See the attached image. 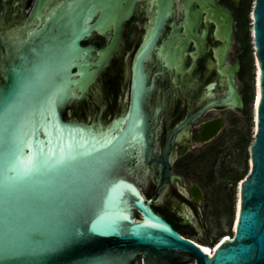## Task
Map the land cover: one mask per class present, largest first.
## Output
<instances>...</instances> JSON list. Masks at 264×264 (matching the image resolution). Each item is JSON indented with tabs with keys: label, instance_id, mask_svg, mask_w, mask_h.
Here are the masks:
<instances>
[{
	"label": "water",
	"instance_id": "water-1",
	"mask_svg": "<svg viewBox=\"0 0 264 264\" xmlns=\"http://www.w3.org/2000/svg\"><path fill=\"white\" fill-rule=\"evenodd\" d=\"M220 1L233 13L234 28L231 13L217 0L183 3L186 15L192 16L194 29L207 12L205 20L217 26L215 34L222 37L226 51L232 38L231 61L240 19L235 9ZM232 1L238 4V0ZM159 4L157 28L147 35L143 54L137 60L129 110L106 130H95L84 123L91 120L90 113L80 109L71 108L67 119H63L74 90L87 89L90 77L98 72L92 70L94 65L88 58L93 48L79 45L89 36L87 29L75 35L70 49L50 50L52 57L43 64L34 61L33 53L32 64L25 61L26 56L19 55L24 60L0 69V246L7 238L20 249L18 255L0 260V264H134L139 256L143 264L193 260L194 264H264V0H254L251 12L258 99L254 97L252 107L249 173L239 188L233 235L212 253L181 236L154 213L144 204L135 183L127 180L132 173L130 162L140 158L142 163V154L149 161L153 148L146 110L152 85L146 87L143 62L150 58L160 37L172 1L160 0ZM85 15L81 16L82 22ZM120 40V33L115 32L110 45L99 53L109 59L118 50ZM103 61L97 63L99 69ZM241 65L239 88L245 100L242 75L247 69L246 54ZM238 66L237 62L230 72L237 71ZM10 104L15 105L17 119L14 134L6 137L3 117ZM245 106L249 111L246 100ZM69 155L88 166L75 173L54 170L38 191L14 193L5 203L2 184L6 165L22 170L30 161L40 160L55 166L61 157ZM96 160L108 161L107 168L94 172L91 165ZM174 170L178 173V163ZM134 208L142 219L134 218Z\"/></svg>",
	"mask_w": 264,
	"mask_h": 264
},
{
	"label": "flooded vegetation",
	"instance_id": "flooded-vegetation-1",
	"mask_svg": "<svg viewBox=\"0 0 264 264\" xmlns=\"http://www.w3.org/2000/svg\"><path fill=\"white\" fill-rule=\"evenodd\" d=\"M159 1L0 0V69L13 61L24 60L18 58L19 55L26 56L25 61L32 64L33 53L34 61L43 64L52 57L50 50L70 49L75 35L87 29L89 36L79 41V45L93 48L88 58L94 65L92 70L98 72L90 77L87 89L74 90L63 119H67L71 108L80 109L84 114L90 113L91 120H73L95 130H106L129 110L137 79L134 77L137 60L143 54L147 35L157 28ZM171 1L160 37L150 58L143 62L146 87L152 85L146 103L147 123L153 137L151 158L148 161L142 154V163L140 158L130 162L132 179L127 180L135 183L144 204L154 213L181 236L200 245L183 230L190 226L189 216L195 217V204L203 202L204 193L199 186L186 184L174 167L192 151L217 140L224 132L237 134L233 120L246 112L239 88L242 65L239 57L228 61L232 38L226 51L222 37L215 34L217 26L205 20L207 12L194 29L183 0ZM217 1L231 13L234 28L233 13ZM229 2L236 9L240 0L236 6L232 0ZM82 15L87 17L84 22ZM115 32L120 33L121 40L118 50L107 59L99 52L110 45ZM99 61H103L101 69ZM237 62V71L230 72L229 68L235 67ZM253 69L252 123L254 60ZM243 180H237L234 193L239 194ZM133 216L142 219L135 208ZM141 259L139 256L134 264H143ZM190 264H194V260Z\"/></svg>",
	"mask_w": 264,
	"mask_h": 264
},
{
	"label": "rangeland",
	"instance_id": "rangeland-1",
	"mask_svg": "<svg viewBox=\"0 0 264 264\" xmlns=\"http://www.w3.org/2000/svg\"><path fill=\"white\" fill-rule=\"evenodd\" d=\"M223 2L231 6L229 0ZM253 2L254 0H240L235 9L239 15L240 27L232 57H239L242 63L243 55L246 54L247 69L242 75V87L249 111L241 113L239 118H234L237 134L224 132L217 140L202 145L178 163V174L183 177L184 182L199 186L204 193L203 202L195 204V217L189 216L190 226L185 227L183 232L209 248L217 246L223 237L233 235L237 208V199L234 202V196L237 195L234 193V185L249 172L248 148L253 140V123L250 116L254 72L250 33ZM203 152L205 154H202Z\"/></svg>",
	"mask_w": 264,
	"mask_h": 264
},
{
	"label": "snow or ice",
	"instance_id": "snow-or-ice-1",
	"mask_svg": "<svg viewBox=\"0 0 264 264\" xmlns=\"http://www.w3.org/2000/svg\"><path fill=\"white\" fill-rule=\"evenodd\" d=\"M14 107V104H10L4 112L3 131L6 137L14 134V127L17 119ZM108 163V161L96 160L92 163L91 167L94 172L99 173L101 170L107 168ZM86 166H88L87 162H82L77 156L73 155L61 157V159L56 162L55 166L48 165L47 161L40 160L30 161L22 170L6 165L2 184L5 203H8L9 197L14 193L38 191L48 183L46 177L50 176L54 170L57 173L60 171L75 173L81 167ZM19 251L20 249L6 238L4 244L0 246V260L8 261L18 255ZM204 251H207V249Z\"/></svg>",
	"mask_w": 264,
	"mask_h": 264
},
{
	"label": "bare ground",
	"instance_id": "bare-ground-1",
	"mask_svg": "<svg viewBox=\"0 0 264 264\" xmlns=\"http://www.w3.org/2000/svg\"><path fill=\"white\" fill-rule=\"evenodd\" d=\"M252 45H253V43H252ZM256 74H257V68H256ZM255 98H256V100L258 99V88H257V83H256V87H255ZM249 173V172H248ZM238 207H239V194H237V208H236V212H237V209H238ZM229 238H231V237H225V238H223L222 239V241H225L226 239H229ZM222 241L218 244V246L222 243ZM193 242V241H192ZM195 245H197V246H199V247H201V248H203V249H207V251H209V252H211L212 253V251L216 248V247H218V246H215L214 248H209V247H206V246H204V245H199V244H196L195 242H193Z\"/></svg>",
	"mask_w": 264,
	"mask_h": 264
}]
</instances>
